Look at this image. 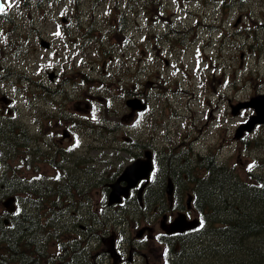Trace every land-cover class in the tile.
<instances>
[{
  "label": "rangeland",
  "instance_id": "1",
  "mask_svg": "<svg viewBox=\"0 0 264 264\" xmlns=\"http://www.w3.org/2000/svg\"><path fill=\"white\" fill-rule=\"evenodd\" d=\"M90 1L82 0L81 6H87ZM101 1L93 12L85 11L81 17L84 23L97 17L106 24H113L115 27L109 31L110 38L107 40L101 36L103 26H93L94 37H98V40L89 43L79 40L74 44L61 42L56 51H48L35 43L27 50L25 43L4 45L5 41H0V79L3 70L10 67L31 74L29 80L20 85H16L15 77L1 83L0 98L9 97L17 107L5 121L17 120L22 123L20 119H24L36 141L38 138L44 141L43 133H56L51 140L59 143L68 170L80 181L76 186L81 196L77 199L69 197V204L64 202L63 206L68 207L67 213L71 215L67 220L87 224L92 216H100L102 219L94 223L96 229L102 233L115 229L119 234V245L127 246L128 243L123 242L125 237L139 242L136 232L143 222L140 220L138 223L137 218L142 212L147 216H158L153 222L155 232L162 231L160 220L164 213L177 215L179 209L170 208L165 195L166 181L168 177L174 179L182 207L194 190L192 180L200 173L207 154L214 155L220 165L231 169L232 180L238 177L243 183L254 182L258 186L255 176L249 174L264 175V126L243 139H236V127L253 110L233 114L231 103L248 99L257 89H264V83L260 84L264 80V54L256 58L259 45L264 42V27L261 25L264 21V3L250 0L248 6L254 9L251 12L254 16L250 17L249 8L242 4L243 0H226L224 5L223 0H217L213 12L212 0H129L134 11L130 17H126V24L125 20L120 24V8L114 6L110 10L108 6L115 3L112 0ZM63 7L61 4L60 8ZM121 10L122 13L127 10L124 1ZM241 13L244 14L243 21L235 26L234 21ZM109 15L116 20L109 22L103 19ZM161 15L164 17L162 22L159 21ZM202 22L204 24L198 29L199 36L187 42L181 31L186 30V35L193 36V25ZM119 25H126L125 34L116 32ZM53 27L49 23L46 30L51 31ZM226 30L229 31L227 37ZM161 31L169 32L162 41L159 39ZM180 38L184 39L182 44ZM223 38L227 39L225 48ZM162 44L165 47L160 48ZM182 48L188 50L186 57L182 56ZM241 48L247 52L243 68L239 67L238 62ZM217 52L221 57L215 58L214 61L218 62L215 65L211 59ZM163 57L169 59L168 63ZM54 68L59 70V74L55 84L49 86L48 72ZM83 76H88L87 81L83 80ZM245 78L248 80L243 81ZM121 86L127 91L131 87L138 93L147 102V109L130 115L127 111L130 108L126 109L125 100L120 97L123 94ZM46 91L52 94L50 99L53 95L56 97L54 106L46 103ZM131 99L136 101L134 96ZM54 110L63 117L70 116L75 120L63 124L56 121L58 130L54 127L51 129L48 119ZM106 122L114 127L110 133L106 127H100L101 123ZM63 130L71 132V137L62 140ZM0 149V176L16 172L25 177L44 176L35 163L36 156L32 149L20 150L15 159L5 158L7 146ZM147 149L153 151L155 167L165 164L164 154L172 155L177 160L180 174L177 177L168 176L165 171L157 172L156 168L146 187L147 193H144L148 195L147 208L140 209L135 196L121 205L107 206L104 195L107 183L113 181L125 165L139 156L144 157L143 151ZM79 165L81 168L77 169ZM62 166L65 167V164ZM53 171L55 169L47 165L44 173L53 175ZM133 171L130 170V176ZM218 173L224 174V171L219 169ZM232 187L234 189L233 183ZM229 190L232 191L230 185ZM157 192L159 199L152 200ZM208 197L212 207L206 209L208 226L205 224L202 229L216 230L214 223L222 216H231L233 203L226 194L225 199L218 200L212 190H209ZM58 199L63 200V197ZM201 199L199 196L196 202L200 206ZM243 205L245 212L238 211L234 218H245L248 207L246 203ZM203 207L206 208L205 204ZM43 212H47V209H43ZM191 213L193 216L194 210ZM251 217L253 220L258 218ZM235 222L237 227H231L229 232L242 223L238 220ZM244 224L248 227V221ZM261 224L264 225V222ZM254 230L248 229L247 232L252 235ZM256 230V235L262 239L259 248L264 252V228ZM102 235L113 237L108 232ZM102 235L99 236L100 240ZM217 235L210 234L189 241L187 245L183 238H178L179 251L184 252L189 248L186 256H177L178 264H220L214 256L202 252L205 248L210 249L211 242L217 244L223 233ZM158 236L160 238L151 242L149 249L155 251L162 248V236L160 233ZM51 244L41 264L66 263L67 247L58 248L56 240H52ZM94 244L97 245V242L94 241ZM171 244H177L176 239L172 238ZM103 246L100 241L96 246L97 251L105 250ZM244 258L247 260L248 254ZM138 263H141V259L133 260L131 264ZM102 264L112 263L108 258Z\"/></svg>",
  "mask_w": 264,
  "mask_h": 264
},
{
  "label": "trees",
  "instance_id": "2",
  "mask_svg": "<svg viewBox=\"0 0 264 264\" xmlns=\"http://www.w3.org/2000/svg\"><path fill=\"white\" fill-rule=\"evenodd\" d=\"M167 160V166L171 167L170 158H167ZM203 167L204 174L208 177L203 179L204 192L202 195L204 196V194H206V198H209V190H212L218 200L221 201V199H225L226 194L228 200L233 203L230 207L231 216H229L226 221V226L218 233L217 237L222 233L223 235L220 236L217 241L218 245L214 242L209 244V248L213 249V251L207 255L214 256L215 259L223 262V264H264V252L259 248L262 239L256 235L258 234V230L256 229L264 228V225L261 224L262 221L264 222V186L259 188L258 186L254 187L249 184L245 185L237 178L232 180L228 171H226L224 167H218L213 157H207L203 163ZM219 169H222L224 174L218 173ZM210 178L212 179L211 181L209 180ZM260 179L263 182L261 177L258 178V181ZM229 185L232 191L229 190ZM214 189H216V191ZM19 190L21 189L17 186H12L9 189V191L12 192ZM245 203L248 207V209H246V216H244L245 218H234V215L242 210L243 204ZM251 216L258 218L257 220H253ZM237 220L242 223L233 232H229L228 229L231 227H237L235 222ZM245 221H248V227L245 226ZM40 225V216H30L29 213L13 216L12 225L9 226L1 221L0 264L6 263L7 256L12 251V257L16 258L15 260L22 259V256H17V252L18 246L23 244V238L29 246H33L36 244V234L39 232V229L49 231L55 227L54 221L51 218L43 222L41 226ZM248 229H255L252 235L247 232ZM213 234L214 233H212V235ZM71 244L75 245L76 241L71 242ZM210 246H213V248ZM218 246L220 248L216 249ZM34 254L35 249L33 247L32 255ZM246 254H248V261L244 258ZM76 263H83L81 253L76 257Z\"/></svg>",
  "mask_w": 264,
  "mask_h": 264
},
{
  "label": "flooded vegetation",
  "instance_id": "3",
  "mask_svg": "<svg viewBox=\"0 0 264 264\" xmlns=\"http://www.w3.org/2000/svg\"><path fill=\"white\" fill-rule=\"evenodd\" d=\"M20 4H11L7 6L6 13L7 14H15V16L21 17L22 20L20 21H14V27L20 26L22 23L26 27L27 31L24 32L23 30L18 29L16 31V36L12 37L14 41L19 40H39L41 41L43 38L46 39L48 42H52L48 37L49 33L46 30V26L48 23L54 24L55 26L59 25L58 21V15L54 13V10H50L48 8L54 6V1L50 0L48 4H45L46 0H20ZM250 0H243L242 4L247 5L249 8L248 15L250 17L254 16V14H251V12L254 11V9L251 6H248ZM82 0H59L60 5H64L65 10L67 11V15H63L60 17L61 19V25L63 27L68 28L72 23L74 24L75 21H72L74 18V14L71 12L75 9H81L84 10L85 8L92 9L97 3H101L100 0H91L90 3L87 6H81ZM260 3H264V0H258ZM223 5L226 3V0H223ZM20 12V14H19ZM243 13L239 14L237 16V19L234 22V25H238L243 21ZM46 19H49L46 20ZM72 24V25H73ZM264 27V21L261 24ZM51 35V34H50ZM250 48V47H249ZM261 49L264 54V42L261 44ZM246 51L241 48L239 51L238 56V62L239 66L242 67L245 62L246 58ZM264 62V60H263ZM264 83V80L260 82V84ZM264 91V89H257L256 92L260 93ZM232 104V103H231ZM74 117V115H72ZM74 119L70 117V120H66V122H73ZM51 126H54L55 130H58L57 122L54 120V118H51L50 120ZM56 135L55 134H48L43 133L44 137H47L49 139H52L51 137ZM68 135L69 138L71 135L68 131L65 132L64 137ZM63 137V138H64ZM42 139H37V143H39V148H42V144L40 143ZM63 140V139H62ZM44 144L47 146V148L52 152V146L54 145L52 141H45ZM38 147V146H37ZM174 204V203H173ZM172 204V205H173ZM146 205L142 206V208H145ZM66 216H68L66 214ZM158 216H147L145 212L141 213V216H139L138 221H142V227H145L143 231V235L141 237H138L137 239L139 242H133L131 245L126 247H121L116 243V240L114 237H107L105 235H102L101 237V243H107L110 242V244H113L114 247H112L111 251L109 252V255L111 259L110 262L114 263L112 254L115 255L117 261L115 264H120L124 261H129V263H132V260L138 261L141 259V263L143 264H161L159 259L163 257V253L161 251H153L152 249H149L150 243L153 241V236L151 235V232L147 231V225H150L154 222V219ZM113 236V233H111ZM89 235V234H88ZM106 249L105 247H103ZM97 248L94 253L92 252H85L86 256H90V259H93L94 264L97 263V259L101 261L102 263L109 258L107 256V253L101 254L100 251L96 252ZM140 263V264H141ZM139 264V263H138Z\"/></svg>",
  "mask_w": 264,
  "mask_h": 264
},
{
  "label": "water",
  "instance_id": "4",
  "mask_svg": "<svg viewBox=\"0 0 264 264\" xmlns=\"http://www.w3.org/2000/svg\"><path fill=\"white\" fill-rule=\"evenodd\" d=\"M1 5V3H0ZM140 101V100H139ZM128 104H132L134 106V108L136 107H139V108H143L144 107V104H134L133 100L132 99H128L127 100ZM136 103V101H135ZM258 109L260 111V116H255L253 119H252V122L250 124H245V128H248L250 129L254 124L255 122L257 121H264V116H262V114L264 113V107H261V106H258ZM244 128L241 129V131L243 130ZM148 158L147 159H137L136 161H134L132 164H130L126 169H125V172H128L130 174V170L131 168H133L134 166H137L138 163L140 162H143L144 163V166L142 169L138 170V171H133V177H129L128 173H123L122 176L124 178H126L129 183L127 186H125L123 188V192L125 195L128 194V190L131 186L135 185L140 179L146 177L148 178L149 176V173H150V170L152 169V163H151V159H150V154L147 155ZM129 170V171H128ZM122 176L119 178V180L122 178ZM118 180V182H119ZM168 191H172V185L171 183H169L168 185ZM13 197H8L5 201V204L8 205V206H11L12 205V202H13ZM197 224V221H194L191 223V226H195ZM188 224L184 223V222H179L174 228L173 230H182L184 228H188V227H191V226H187Z\"/></svg>",
  "mask_w": 264,
  "mask_h": 264
},
{
  "label": "bare ground",
  "instance_id": "5",
  "mask_svg": "<svg viewBox=\"0 0 264 264\" xmlns=\"http://www.w3.org/2000/svg\"><path fill=\"white\" fill-rule=\"evenodd\" d=\"M212 4H213V1H212V3H211V7H212ZM216 57H220V55H218V54H217V55H216V54L213 55V58H216ZM215 64H218V62H216Z\"/></svg>",
  "mask_w": 264,
  "mask_h": 264
},
{
  "label": "snow or ice",
  "instance_id": "6",
  "mask_svg": "<svg viewBox=\"0 0 264 264\" xmlns=\"http://www.w3.org/2000/svg\"><path fill=\"white\" fill-rule=\"evenodd\" d=\"M0 10H2V9H0ZM58 178V177H57ZM201 226H203V225H201Z\"/></svg>",
  "mask_w": 264,
  "mask_h": 264
}]
</instances>
